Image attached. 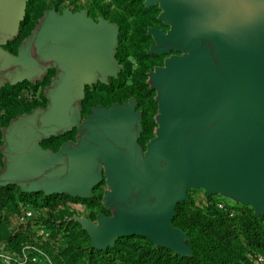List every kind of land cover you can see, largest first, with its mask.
Segmentation results:
<instances>
[{"label": "water", "instance_id": "95a60500", "mask_svg": "<svg viewBox=\"0 0 264 264\" xmlns=\"http://www.w3.org/2000/svg\"><path fill=\"white\" fill-rule=\"evenodd\" d=\"M159 4L167 33L149 28V52H183L155 70L147 84L156 92L155 137L142 153L141 115L133 101L94 107L81 120L84 87L116 77L118 28L86 11L46 10L17 48L27 0H0L1 85L56 75L46 107L16 117L1 129L0 187L24 193L89 198L102 174L112 190L102 205L110 215L71 220L105 250L123 237L189 255L186 235L171 221L186 190L201 188L264 215V0H142ZM149 75V74H148ZM77 127L66 154L39 144Z\"/></svg>", "mask_w": 264, "mask_h": 264}, {"label": "trees", "instance_id": "16d2710c", "mask_svg": "<svg viewBox=\"0 0 264 264\" xmlns=\"http://www.w3.org/2000/svg\"><path fill=\"white\" fill-rule=\"evenodd\" d=\"M51 5L46 0H27L25 16L20 24L19 36L7 43L5 49L17 53L20 43L29 36L37 20ZM156 5L145 6L142 0H109L105 5H92L90 14L102 15L118 28V46L115 59L124 64L116 77H111L106 85L99 84L94 92L85 90L81 102L86 112L91 104L125 102L134 99L137 109L142 111V133L140 143L152 134L156 110L155 91L147 84L148 73L161 64L162 57L150 53L152 42L147 34L149 28L161 26L157 19ZM132 61H130V60ZM129 60V61H128ZM133 62V63H132ZM27 89V82L6 85L0 91V129L22 113H29L41 106L36 100L23 99L21 93ZM98 102H94L95 93ZM0 131V146L2 145ZM74 140L69 132L58 138L43 141V149L57 151L62 143ZM90 198H73L66 194L44 195L24 193L15 185L0 187V251L20 254L22 249L39 257H26V264H257L255 257L264 259V215L256 216L250 206L227 203L223 198L201 196L198 202L178 203L171 223L186 235L189 255H180L172 249L154 246L139 236L117 239L105 250L91 248V238L82 226L71 220L68 202H80L95 211L90 213L93 220L97 215H110L101 205V194ZM40 199L41 204L36 200ZM223 205L222 209L217 204ZM26 204L45 207L46 214L39 220L25 224H13L15 216ZM36 227H46L50 237L46 240L38 236ZM44 254L47 257H42ZM23 258V257H18ZM37 258V261H33ZM0 264H4L0 259Z\"/></svg>", "mask_w": 264, "mask_h": 264}, {"label": "rangeland", "instance_id": "374dc122", "mask_svg": "<svg viewBox=\"0 0 264 264\" xmlns=\"http://www.w3.org/2000/svg\"><path fill=\"white\" fill-rule=\"evenodd\" d=\"M46 3L48 5H51V9H53L57 14H61L62 12L64 11H70V12H73V13H77V12H81V11H86L87 12V15L89 18L93 19L95 22L97 23H101L103 21H108L107 19H105L102 15H100L99 13H97V15L95 17H92V15L90 14V9L92 8V5H96L98 4L99 6H102V5H105L106 0H84V1H79V0H46ZM159 9V4L156 5ZM159 15L162 13L161 9H159ZM109 22V21H108ZM161 22V21H160ZM157 28L158 30L162 31L163 33H167L170 28H171V25L170 24H167V23H164V22H161V26L159 27H155ZM19 36V35H18ZM16 39V38H15ZM152 39V38H151ZM155 42L153 41L152 39V42L150 43V46L154 45ZM117 46H118V42H117ZM149 46V47H150ZM3 49L7 52H9L8 50L5 49V46L3 47ZM17 51V49H16ZM10 53V52H9ZM12 56H17V53H10ZM184 53L183 52H178V51H169L168 53H165V54H161L160 56L162 57V62L161 64L159 65H156L154 67L153 70H151L148 74V78H147V81L149 82L150 79H151V74L157 70V69H160V68H163L164 65H165V62L172 58V57H176V56H183ZM130 60V59H129ZM128 60V61H129ZM132 61V60H130ZM118 62V61H117ZM133 63V62H132ZM119 66H120V70H122L124 68V64H120L118 62ZM56 75V70L54 67H50L47 74L39 81H36L34 83H29L27 81H24V82H27V89L25 91H23L21 93L22 95V98L23 99H27V100H36L37 102L41 103V106L39 107H46L47 105V99L44 97V93L46 91V89L50 86L51 84V81L52 79L55 77ZM111 77H108V81L107 83H109ZM106 83V84H107ZM99 84H102L100 82H97L95 84H89V85H86L84 87V95H85V90H88L89 92H94L96 89H97V86ZM104 84V85H106ZM4 87H6V84H3L1 85V89H3ZM84 95H83V99H84ZM93 95H96L95 99H94V102H98L100 100L97 99V95H105V94H100V93H95ZM156 95V92L155 94ZM82 99V100H83ZM156 99V96H154V101H155V104H156V110H155V113L153 115V121L155 123V127H154V130L152 132V134L148 137V139L144 142V144H141L140 143V138H141V133H142V111L140 109H137V106H136V102L134 99H128L127 101L125 102H112V104H104V103H94V104H91L87 107V111L86 112H83L82 111V107H81V120H83L85 117L89 116L91 114V110L94 108V107H98V106H102V107H105L107 109H110L112 106L114 105H120V106H123L125 103H128L129 101H133L134 102V105H135V110L137 112L140 113L141 115V121H140V125H141V131H140V135L137 139V145L138 147L140 148V150L142 151V153H145L146 152V146L147 144L149 143L150 140H152L154 137H155V129L156 127L158 126V124H156L155 122V118L159 115V110H158V103L157 101L155 100ZM37 107V108H39ZM36 109V108H35ZM24 114H28L27 112L25 113H22L20 115H18L17 117H21L23 116ZM2 129V128H1ZM0 129V131H1ZM73 135H74V140H68L64 143H62V145H60V147L57 149V151H55L56 154H66L67 151H66V148L65 146L66 145H75L76 144V140H75V136L77 134V127L73 128L72 131H70ZM69 133V132H68ZM66 134V133H65ZM47 139H44L40 142L39 146L43 149L42 147V143L43 141H45ZM44 150H47V149H44ZM3 166V162H2V155L0 153V168ZM97 188V190L95 191L96 194H101V205H102V201H103V196L106 194V193H109L111 192L112 190L107 186L106 184V180L104 178V175L102 174L101 176V180L100 182L92 189L91 191V196H93L94 193L93 190ZM206 196V194L204 193V190L201 189V188H196V187H190L186 190V197L187 199L183 202H189V201H195V202H198V199L201 197V196ZM218 197H221L223 198L227 203H235L233 199H230V198H227V197H223L221 195H216ZM89 197V198H90ZM38 203L41 204V201L40 199L36 200ZM182 202V203H183ZM103 206V205H102ZM68 207H69V214L71 215L70 217L71 218H74V219H91L90 218V213H92V211H95L93 208H87L84 204L80 203V202H68ZM47 216V214H46ZM100 215H97L96 217H98ZM96 219H91L93 222H96Z\"/></svg>", "mask_w": 264, "mask_h": 264}, {"label": "built area", "instance_id": "2783aa9c", "mask_svg": "<svg viewBox=\"0 0 264 264\" xmlns=\"http://www.w3.org/2000/svg\"><path fill=\"white\" fill-rule=\"evenodd\" d=\"M84 1V0H79ZM109 0H106L108 2ZM217 208L222 209L223 205L221 203L217 204ZM46 208L41 205H34V204H26L21 213L14 217L13 224H25L27 222L33 220H39L43 218L46 214ZM38 236L46 240L50 237V231L46 227H36ZM20 254H10L4 251H0V259L4 264H26L27 258L26 257H39L36 254H33L26 249H22ZM42 257H47L44 254H41ZM23 257V258H18ZM33 261H37V258H33ZM48 261V260H47ZM47 261H38L39 264H46ZM255 261L257 264H264V259L261 256L255 257ZM49 262V261H48Z\"/></svg>", "mask_w": 264, "mask_h": 264}]
</instances>
